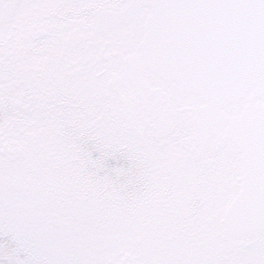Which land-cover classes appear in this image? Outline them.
<instances>
[{
  "label": "rangeland",
  "instance_id": "rangeland-1",
  "mask_svg": "<svg viewBox=\"0 0 264 264\" xmlns=\"http://www.w3.org/2000/svg\"><path fill=\"white\" fill-rule=\"evenodd\" d=\"M118 1L0 0V59L28 46L24 37L36 26L61 27ZM51 41L43 35L22 63L42 66ZM5 66L0 264H115L124 250L141 264H264V232L243 245L222 237L242 176L231 137L203 133L184 114L141 138L108 99H23L25 84Z\"/></svg>",
  "mask_w": 264,
  "mask_h": 264
},
{
  "label": "water",
  "instance_id": "water-1",
  "mask_svg": "<svg viewBox=\"0 0 264 264\" xmlns=\"http://www.w3.org/2000/svg\"><path fill=\"white\" fill-rule=\"evenodd\" d=\"M145 6L151 14L140 54L130 60L133 68L200 96L205 119L242 105L251 94L244 111L231 119L243 176L222 224L226 241L253 236L264 229V0H131L119 15L101 12L98 22L111 17L113 25ZM3 147L2 153L7 144ZM135 259L132 264H139Z\"/></svg>",
  "mask_w": 264,
  "mask_h": 264
},
{
  "label": "flooded vegetation",
  "instance_id": "flooded-vegetation-1",
  "mask_svg": "<svg viewBox=\"0 0 264 264\" xmlns=\"http://www.w3.org/2000/svg\"><path fill=\"white\" fill-rule=\"evenodd\" d=\"M129 1L123 3L121 0L110 6L99 4L97 9L92 8L61 27L43 29L36 26L29 30L24 37L28 46L15 47L7 53L8 58L17 52L24 59L43 35L52 39L44 64L30 66L32 69L28 70V76L32 77L25 85L29 99L60 103L67 102L74 94L88 96L97 102L108 99L115 104L111 113L127 120L141 138L147 128L173 126L187 114L191 121L196 120L203 133L220 130L221 138L230 139L229 118L239 114L240 109L226 108L223 119L213 114L205 119L201 110L204 104L199 97L184 93L175 82L164 81L149 70L140 73L139 68L130 65V60L139 53L150 9H134L129 17L121 16L113 25L111 18L107 23H98L99 12L110 10L119 15ZM124 18L127 19L123 21ZM45 76L48 79L45 84L36 87L35 80ZM235 242L232 240L230 244L235 245ZM133 255L130 250L121 251L120 260L115 264H132Z\"/></svg>",
  "mask_w": 264,
  "mask_h": 264
},
{
  "label": "trees",
  "instance_id": "trees-1",
  "mask_svg": "<svg viewBox=\"0 0 264 264\" xmlns=\"http://www.w3.org/2000/svg\"><path fill=\"white\" fill-rule=\"evenodd\" d=\"M4 60L7 61V64H4V62H3ZM22 62L24 63V59L22 57H19L17 52H13V55H10L9 58H8L7 53L3 54L2 59H0V65H2V66L6 65L5 66V68H7V69H5L6 72L8 73V70H9L11 72V73H9V75L13 74L16 78L20 79V82H22V84L26 85V83H28L27 79L31 80V78H32V77L28 76V74H29L28 70H31L32 68L30 66L27 67ZM16 72L18 73V77L16 76ZM6 77H8V76H5V78H3V80L6 81ZM46 80H48L46 76H45V78L44 77L43 78H41V77L37 78L35 80L36 87L43 86L45 84ZM31 83H33V82H31ZM27 97H28V95H27V93H25L23 96V99L27 98Z\"/></svg>",
  "mask_w": 264,
  "mask_h": 264
}]
</instances>
